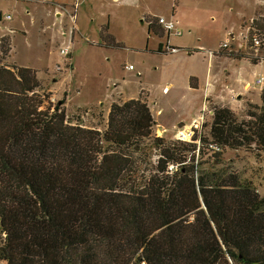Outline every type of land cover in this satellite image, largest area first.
<instances>
[{
  "label": "trees",
  "instance_id": "16d2710c",
  "mask_svg": "<svg viewBox=\"0 0 264 264\" xmlns=\"http://www.w3.org/2000/svg\"><path fill=\"white\" fill-rule=\"evenodd\" d=\"M261 13L250 30L264 42ZM144 20L164 38L158 17ZM101 33L112 38L108 25ZM9 40L0 45V264H264V197L224 164L229 150L264 155V86L245 119L213 110L197 157L196 145L155 136L141 98L114 101L103 130L70 118L65 100L47 105L38 73L6 64ZM166 47L156 52L176 50ZM209 143L222 151L204 160Z\"/></svg>",
  "mask_w": 264,
  "mask_h": 264
},
{
  "label": "rangeland",
  "instance_id": "374dc122",
  "mask_svg": "<svg viewBox=\"0 0 264 264\" xmlns=\"http://www.w3.org/2000/svg\"><path fill=\"white\" fill-rule=\"evenodd\" d=\"M174 1L181 35H149L144 19L171 21ZM260 12L259 0H0V45L10 39L6 64L34 69L47 105L65 100L68 116L85 127L103 130L114 101L141 98L155 116V136L176 141L180 124L202 117L208 134L215 108L245 119L261 105L264 46H253L258 31L250 30ZM103 25L112 38L102 36ZM161 43L178 51L157 53ZM206 152L204 160L214 155ZM224 164L264 197L263 154L229 150Z\"/></svg>",
  "mask_w": 264,
  "mask_h": 264
},
{
  "label": "built area",
  "instance_id": "2783aa9c",
  "mask_svg": "<svg viewBox=\"0 0 264 264\" xmlns=\"http://www.w3.org/2000/svg\"><path fill=\"white\" fill-rule=\"evenodd\" d=\"M159 18V24L166 30V32L168 33V36H170L171 34H176V35H181L180 32H178L177 29V24L178 21L173 18L171 21H168L165 17H158ZM11 16H7L6 20H10ZM253 46L256 49H260L263 48L264 46V42L261 36L259 35H255L253 38ZM228 44H224L222 46V48H228ZM168 50H170L171 48L169 46L166 47ZM178 50H174L171 51L172 53H175ZM68 49H64L62 50V54H66L68 55ZM130 70H133L134 67L130 66L128 67ZM259 81H257V85L261 86L263 88L264 86V76H261L259 79ZM203 120V117L200 119ZM195 120L192 122V124L188 127H183L181 129L177 130V134L175 137V140L181 143H187V144H193L197 146L196 153L197 155H199L201 147H202V142H201V135H202V127L203 124L201 123V121ZM207 150L210 151L213 154H217L220 153L222 151L221 147L218 146L217 144H211L209 143L207 145ZM179 166L176 165H170L169 168V172L173 173L178 169Z\"/></svg>",
  "mask_w": 264,
  "mask_h": 264
},
{
  "label": "crops",
  "instance_id": "0c3cea01",
  "mask_svg": "<svg viewBox=\"0 0 264 264\" xmlns=\"http://www.w3.org/2000/svg\"><path fill=\"white\" fill-rule=\"evenodd\" d=\"M176 2L174 1V4L172 5V17L173 18H175L176 19V17H175V7H176V4H175ZM64 5V4H63ZM63 5H60L59 7L60 8H62L63 7ZM66 5V4H65ZM65 7V6H64ZM67 7V6H66ZM65 7V8H66ZM67 9V8H66ZM178 13V12H177ZM154 16H156V17H165L164 15H154ZM166 18V17H165ZM178 21V20H177ZM179 22V21H178ZM154 118H155V116H154ZM195 121V120H194ZM160 126V125H159ZM160 129H161V126L159 127ZM163 129V128H162Z\"/></svg>",
  "mask_w": 264,
  "mask_h": 264
},
{
  "label": "water",
  "instance_id": "95a60500",
  "mask_svg": "<svg viewBox=\"0 0 264 264\" xmlns=\"http://www.w3.org/2000/svg\"><path fill=\"white\" fill-rule=\"evenodd\" d=\"M185 125L182 123L178 126L179 129L183 128Z\"/></svg>",
  "mask_w": 264,
  "mask_h": 264
}]
</instances>
